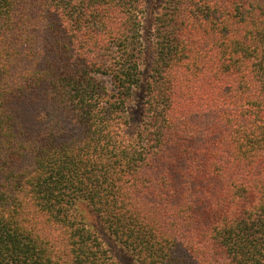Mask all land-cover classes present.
<instances>
[{"label": "trees", "instance_id": "16d2710c", "mask_svg": "<svg viewBox=\"0 0 264 264\" xmlns=\"http://www.w3.org/2000/svg\"><path fill=\"white\" fill-rule=\"evenodd\" d=\"M156 1L0 0V264H264V0Z\"/></svg>", "mask_w": 264, "mask_h": 264}, {"label": "rangeland", "instance_id": "374dc122", "mask_svg": "<svg viewBox=\"0 0 264 264\" xmlns=\"http://www.w3.org/2000/svg\"><path fill=\"white\" fill-rule=\"evenodd\" d=\"M148 3V5L153 4L155 5V3H157L156 0H144ZM144 40L146 42V57L144 58L143 62H142V74H143V78L145 80V78L148 76L149 74V70L151 67V63H152V43H151V35L149 33V31H151V27H150V22H151V17L149 16H145L144 17ZM106 85L108 87H110V83L108 79H104ZM145 82V81H144ZM143 88L141 89H137L134 92V95L129 103L128 106V110L130 111V115H132V120L133 123H137L138 119H139V115H140V108L142 105V101H143ZM111 250V252L113 253V255L116 257V259L122 263V264H136L134 261H131L128 257V255L126 253H124L123 251H121L118 246L114 243H111L108 241L107 243Z\"/></svg>", "mask_w": 264, "mask_h": 264}]
</instances>
